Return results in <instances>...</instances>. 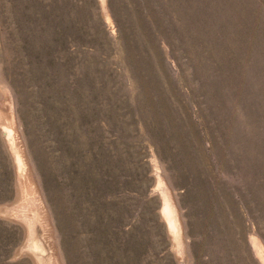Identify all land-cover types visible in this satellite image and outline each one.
I'll return each instance as SVG.
<instances>
[{
  "label": "rangeland",
  "instance_id": "rangeland-1",
  "mask_svg": "<svg viewBox=\"0 0 264 264\" xmlns=\"http://www.w3.org/2000/svg\"><path fill=\"white\" fill-rule=\"evenodd\" d=\"M0 264H264V0H0Z\"/></svg>",
  "mask_w": 264,
  "mask_h": 264
},
{
  "label": "bare ground",
  "instance_id": "bare-ground-1",
  "mask_svg": "<svg viewBox=\"0 0 264 264\" xmlns=\"http://www.w3.org/2000/svg\"><path fill=\"white\" fill-rule=\"evenodd\" d=\"M16 160H17V159H16ZM17 161H18V160H17ZM17 161H16V162H17ZM18 163H19V162H18ZM18 163H17V164H18Z\"/></svg>",
  "mask_w": 264,
  "mask_h": 264
}]
</instances>
